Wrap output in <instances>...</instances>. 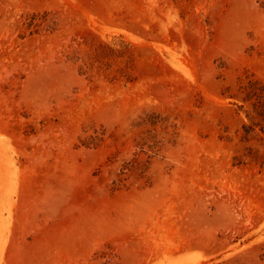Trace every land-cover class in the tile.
I'll use <instances>...</instances> for the list:
<instances>
[{
	"label": "rangeland",
	"instance_id": "374dc122",
	"mask_svg": "<svg viewBox=\"0 0 264 264\" xmlns=\"http://www.w3.org/2000/svg\"><path fill=\"white\" fill-rule=\"evenodd\" d=\"M0 264H264V0H0Z\"/></svg>",
	"mask_w": 264,
	"mask_h": 264
}]
</instances>
